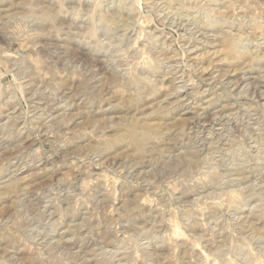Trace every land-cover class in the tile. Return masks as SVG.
I'll list each match as a JSON object with an SVG mask.
<instances>
[{
  "label": "rangeland",
  "instance_id": "1",
  "mask_svg": "<svg viewBox=\"0 0 264 264\" xmlns=\"http://www.w3.org/2000/svg\"><path fill=\"white\" fill-rule=\"evenodd\" d=\"M87 9L80 0L0 3V27L9 17L22 18L32 34L27 46L13 44L12 51L0 53L14 58V50L20 49L27 57L22 70L32 73L27 86L18 85L21 98L10 102L0 117V161L22 146L28 150L25 157L40 152L39 167L29 164L20 173L26 181L44 183L53 165L57 175L67 174L74 161L60 145L94 147L101 137L115 142L113 125L127 115L120 106L121 100H127L133 116L162 128L169 149L178 148L170 155L179 172L154 183L137 178L138 170L129 178L131 183L125 181L127 172L104 174L93 185L97 190L92 203L65 216L68 231L64 234L73 237L68 243H76L74 237L83 228L89 208L103 210L105 193L111 190L116 207L129 201L141 206L133 215L142 216L152 229L144 249L149 264H214L218 257L213 252L221 239L229 244L247 241L253 251L264 249V107L257 105V101L264 105V100L255 88L239 96L244 84L260 75L264 61L257 59L248 70L236 71V64L228 63L226 31L212 28L196 36L185 28L173 29L170 23L148 25L141 34L145 38L131 52L124 45L112 48L103 33L89 31L82 18ZM0 43L7 45L4 40ZM260 52L264 55V49ZM9 83H17L13 75L0 76L4 91ZM249 108L252 111L245 115ZM10 112L17 117L35 113V117L29 115L6 128ZM25 123L28 127L18 130ZM93 171L96 180L101 172ZM83 183L77 177L76 183L64 186L69 201L79 196L78 185ZM173 186L175 196L170 195ZM242 200L246 207L240 212L236 206ZM114 212L109 205L110 219ZM88 219L94 226L103 223L102 216Z\"/></svg>",
  "mask_w": 264,
  "mask_h": 264
},
{
  "label": "clouds",
  "instance_id": "2",
  "mask_svg": "<svg viewBox=\"0 0 264 264\" xmlns=\"http://www.w3.org/2000/svg\"><path fill=\"white\" fill-rule=\"evenodd\" d=\"M80 3L88 6L82 18L90 26L89 31L93 35L103 33L105 43L112 48L119 49L124 45L131 52L136 42L145 38L141 34L148 25L170 23L173 29L185 28L196 36L204 35L212 28L226 31L230 42L228 62L235 63L237 71L248 70L257 59L264 61L260 52L264 49V0H80ZM31 35L22 18L9 17L8 22L0 27V40L7 41V45L0 43V53L12 51L13 44L27 46ZM248 57L251 60L245 62ZM26 62L27 57L20 49L14 50V58L0 56V76L13 75V80L17 81L9 83L7 91L0 86V117L10 102L21 98L18 85L27 86L26 81L31 79L32 73L22 70ZM259 71L260 75L251 84H244L239 96H246L249 88H255L264 100V67ZM8 92L11 95L5 100ZM249 99H255V96ZM115 102L113 100V104ZM127 103V100L120 101L127 115L113 125L115 142L101 137V142L94 147L60 145L74 161V167L67 174L57 175L56 165H53L44 183L37 185L26 181L20 173L29 164L39 167L40 152L33 151L25 157L24 152L28 150L22 146L20 151L13 150L15 155L0 161V264H149L144 249L145 238L152 229L147 227L142 216L133 215L141 206L129 201L116 207L111 203V190L105 193L106 204L102 211L88 209L83 228L74 237L76 243L69 244L68 239L73 237L64 234L68 231L63 225L65 216L92 203V193L97 190L93 185L99 183L104 174L123 175L127 172L125 181L131 183L129 178L138 170L137 178L154 183L169 173L179 172L178 163L170 155L178 148L169 149L164 130L148 125L142 116L137 119L132 115L134 109L128 108ZM257 105L264 107L259 101ZM251 111L249 108L245 115ZM29 115L35 117V113L25 112L17 117L15 112H10L5 127H15ZM26 127L27 123L18 130ZM47 134L52 135L51 131ZM2 155L0 153V157ZM93 169L101 172L96 180L92 179L96 176ZM77 177L84 181L83 185H78L82 190L79 196L69 201L64 186L76 183ZM175 192L173 186L170 195L175 196ZM109 205L115 209L111 219ZM236 207L242 212L245 201ZM101 216L103 223L100 226L89 222V217ZM240 219L244 224L248 223L246 217ZM218 244L213 252L218 257L214 264H264V249L253 251V245L247 241L229 244L221 239Z\"/></svg>",
  "mask_w": 264,
  "mask_h": 264
},
{
  "label": "bare ground",
  "instance_id": "3",
  "mask_svg": "<svg viewBox=\"0 0 264 264\" xmlns=\"http://www.w3.org/2000/svg\"><path fill=\"white\" fill-rule=\"evenodd\" d=\"M210 30V29H209ZM212 30V29H211ZM208 31V30H207ZM216 32V31H215ZM207 33V32H206ZM204 36V35H203ZM195 41V40H194ZM197 42V41H196ZM228 42V41H227ZM228 50V49H227ZM215 53V52H214ZM226 59V58H225ZM229 63V62H228ZM231 64V63H230ZM235 64V63H234ZM236 66V65H235ZM230 67V66H229ZM233 69V68H232ZM237 71V70H236ZM178 74V73H177ZM225 74V73H224ZM233 74V73H232ZM135 78V77H134ZM138 78H139V76H138ZM112 80V79H111ZM114 80V79H113ZM129 81V80H128ZM133 81V80H132ZM134 82H135V80H134ZM112 83H113V81H112ZM230 83V82H229ZM237 83V82H236ZM135 84V83H134ZM235 84V83H234ZM188 95V94H187ZM202 96V95H201ZM200 97V96H199ZM260 97V96H259ZM197 101V100H196ZM226 105V104H225ZM183 107V106H182ZM222 108H223V106H222ZM198 115V114H197ZM196 118V117H195ZM229 119V118H228ZM225 120V119H224ZM217 123V122H216ZM226 123V122H225ZM210 131V130H209ZM259 140V139H258ZM256 141H257V139H256ZM264 146V145H263ZM203 147V146H202ZM201 148V147H200ZM260 148V147H259ZM263 151H264V148H263ZM194 156H196V155H194ZM262 157V156H261ZM196 159V158H195ZM193 161V160H192ZM198 162V161H197ZM242 165V164H241ZM243 168H244V166H243ZM247 171V170H246ZM256 171V170H255ZM252 172V171H251ZM242 173V172H241ZM244 173V172H243ZM233 174V173H232ZM239 174V173H238ZM241 175V174H240ZM262 175V174H261ZM242 177V176H241ZM250 177H251V175H250ZM263 177V176H262ZM243 179H245V177L243 178ZM194 191V190H193ZM196 192V191H195ZM255 194V193H254ZM259 195V194H258ZM253 196V195H252ZM249 199V198H248ZM247 199V200H248ZM251 199V198H250ZM252 215H254V214H252ZM257 217V216H256ZM255 217V218H256ZM258 218H259V216H258ZM261 218V217H260ZM253 219H254V217H253ZM256 220V219H255ZM257 220H259V219H257ZM260 222V221H259Z\"/></svg>",
  "mask_w": 264,
  "mask_h": 264
}]
</instances>
